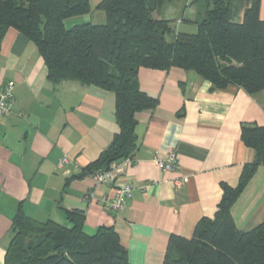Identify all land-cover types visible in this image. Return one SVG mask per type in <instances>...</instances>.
<instances>
[{
    "label": "crops",
    "instance_id": "1",
    "mask_svg": "<svg viewBox=\"0 0 264 264\" xmlns=\"http://www.w3.org/2000/svg\"><path fill=\"white\" fill-rule=\"evenodd\" d=\"M92 13L68 25H103ZM164 3L157 20L175 17L176 33L196 34L197 0ZM181 2V3H180ZM264 0H230V23L242 24L247 10ZM180 4V5H178ZM170 41L172 40L169 39ZM15 83L14 105L0 117V264H5L16 214L66 223L64 211H82L85 230L111 227L120 236L129 264H164L171 236L190 240L198 223L215 219L225 189L237 188L256 151L241 138L244 125L264 127V91L255 95L229 85L218 89L180 68H141L138 87L158 100L156 108L136 115L137 149L112 184L92 175L76 178L111 145L118 132L113 92L76 81L54 85L35 43L11 28L0 46V85ZM174 151L177 169L155 162ZM67 163L59 168L63 159ZM183 182L177 186V182ZM134 186V198L119 212L109 204L116 190ZM237 229L250 232L264 223V166H260L231 208Z\"/></svg>",
    "mask_w": 264,
    "mask_h": 264
},
{
    "label": "trees",
    "instance_id": "2",
    "mask_svg": "<svg viewBox=\"0 0 264 264\" xmlns=\"http://www.w3.org/2000/svg\"><path fill=\"white\" fill-rule=\"evenodd\" d=\"M172 0H103V25H68L92 13L90 0H0V46L14 28L36 44L54 85L76 81L113 92L118 132L99 159L81 175L107 172L133 157L136 115L158 100L138 87L141 68H180L218 89L234 85L255 95L264 91V21L259 2L242 24L229 22L230 0H197L196 34L176 33L155 14ZM203 12V14H202ZM169 37L172 40H169ZM244 144L256 151L237 188H227L215 219L201 220L192 239L171 236L164 264H264V223L250 232L237 229L231 208L260 166H264V127L244 125ZM65 224L39 222L20 210L13 221L5 264H129L119 234L101 227L85 230L82 211H64Z\"/></svg>",
    "mask_w": 264,
    "mask_h": 264
},
{
    "label": "built area",
    "instance_id": "3",
    "mask_svg": "<svg viewBox=\"0 0 264 264\" xmlns=\"http://www.w3.org/2000/svg\"><path fill=\"white\" fill-rule=\"evenodd\" d=\"M14 89L15 83L13 81H9L5 85H0V117L11 115L15 98ZM129 160L130 159H127L124 162H128ZM155 162L163 171L173 172L177 169V158L174 151L168 153L165 159L156 158ZM66 163L67 159L65 158L60 162L59 168H62ZM120 172L121 164L117 163L111 166L110 171L96 172L92 177L97 184L108 185L114 182L116 174ZM183 182L178 181L177 186H181ZM133 198L134 186L126 185L116 190L114 200L109 204V207L115 212L122 211L127 207L128 203L133 200Z\"/></svg>",
    "mask_w": 264,
    "mask_h": 264
},
{
    "label": "rangeland",
    "instance_id": "4",
    "mask_svg": "<svg viewBox=\"0 0 264 264\" xmlns=\"http://www.w3.org/2000/svg\"><path fill=\"white\" fill-rule=\"evenodd\" d=\"M181 3V2H180ZM177 5V2H176V0H175V2H174V6H176ZM178 5H180V4H178ZM203 12H204V10H203ZM203 12H202V14H203ZM168 17H166L167 19H170L171 21H172V23H174V20H175V17H171V16H169V15H167ZM169 39H171V37H169Z\"/></svg>",
    "mask_w": 264,
    "mask_h": 264
}]
</instances>
